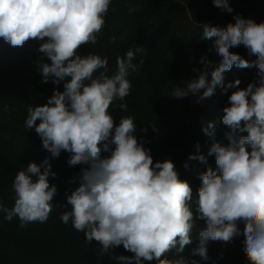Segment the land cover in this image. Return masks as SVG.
Wrapping results in <instances>:
<instances>
[{"label": "clouds", "instance_id": "9594fccd", "mask_svg": "<svg viewBox=\"0 0 264 264\" xmlns=\"http://www.w3.org/2000/svg\"><path fill=\"white\" fill-rule=\"evenodd\" d=\"M212 2L223 11H233L229 0ZM111 3L0 0V38L12 47H22L29 40L43 41L39 51L51 61L40 64L43 82L50 78L55 85L64 82L63 91L54 90L45 104L27 109L24 124L25 130L34 128L51 158L66 151L70 153L69 166L86 165L76 178L79 186L67 195L71 210L62 212L61 221H71L88 243L98 242L101 256L122 245L132 255H113L119 264H189L182 256L175 260L165 257L173 249L183 253L192 243L197 220L206 226L198 233L199 244L191 250V257L208 260L209 241L231 243L243 235L247 260L264 264V22L240 16L225 27L197 22L201 39L211 42L208 51L220 56L221 62L211 70L209 80L212 61L207 55L201 57L204 67L194 69L197 76L176 87L172 96H192L197 102L211 97L217 86L225 87L224 73L233 66L256 68L258 80L246 88L239 87V79L226 85V89H234L221 118L230 129L225 133L228 143L217 142L209 149L216 168L209 167L200 176L194 215L189 203L192 188L179 178L175 164L170 159L154 162L150 149L136 136L134 118L122 117L116 124L109 112L114 101H124L130 94L128 77L139 71L133 61L146 50L135 46L123 57L118 56L111 76L106 57L77 54L81 46L97 43ZM241 45L254 60L230 51ZM201 90L202 96H197ZM119 108L126 111L127 104L121 103ZM148 126L156 129L155 123ZM214 126L210 122L203 130L211 135L208 129ZM142 131L147 132V127ZM105 152L110 155L103 156ZM189 159L206 163L204 155ZM51 168L46 157L40 164L30 162L16 173L12 183L14 206L8 208L0 201L4 220L18 217L21 228L48 220L53 208L59 207L53 204L57 188L49 182V176H56ZM241 222L242 232L238 227ZM190 264L198 261L192 259Z\"/></svg>", "mask_w": 264, "mask_h": 264}, {"label": "trees", "instance_id": "16d2710c", "mask_svg": "<svg viewBox=\"0 0 264 264\" xmlns=\"http://www.w3.org/2000/svg\"><path fill=\"white\" fill-rule=\"evenodd\" d=\"M229 5L233 9L231 13L215 7L212 0H112L97 43L83 45L77 53L81 57L89 54L106 57L111 76L116 71L118 56L123 57L135 46L146 50L133 61L139 71L128 77L132 84L130 94L124 101H114L109 112L116 124L122 117L134 118L136 136L150 149L154 162L170 159L175 164L179 178L192 188L189 203L194 215L202 183L200 176L209 167L216 168L214 155H208L209 149L217 142L228 143L225 133L230 129L221 118L234 89H226V85L239 79V87L246 88L258 80L257 69L233 66L224 73L225 87L217 86L211 97L199 102L196 97L176 98L171 94L176 87H183L185 81L197 76L194 69L204 67L201 57L207 55L212 61L208 68L209 80L211 70L221 62L220 56L208 51L211 42L201 39L202 29L197 22L225 27L235 23L236 16L264 22V0H229ZM129 9L138 10L130 12ZM41 43L29 40L22 47H12L0 38V201L8 208L13 207L12 183L16 173L27 168L30 162L40 164L49 157L51 170L56 173L55 177L49 176L50 184L57 188L53 204L59 207L53 208L46 222L29 223L23 228L19 227L18 217L9 222L0 214V264H119L111 258L113 255L131 256L132 253L121 245L101 256L98 242L88 243L84 233L75 230L71 221L64 224L60 219L62 212L71 210L67 195L79 186L76 178L86 165L69 166L70 153L66 151L51 158L34 128L25 130L27 109L45 104L54 90L63 91L64 82L55 85L51 78L43 82L40 64L51 61L39 51ZM230 51L248 60L255 59L243 45ZM202 94L203 90L197 96ZM121 103L127 104L126 111L119 108ZM5 107L7 111L3 110ZM210 122L215 125L214 129H208L211 135L203 130ZM149 123H155L156 129L148 126ZM145 127L147 132L142 131ZM102 155L106 157L110 153ZM199 155L206 157V163L189 159ZM205 226L204 221L197 220L191 234L192 243L185 246L183 253L173 249L165 258L175 260L182 256L189 264L192 259L198 264H250L243 251V235L231 243L209 241L208 260L191 257V250L199 244L198 233ZM238 227L242 232L244 224L241 222Z\"/></svg>", "mask_w": 264, "mask_h": 264}]
</instances>
